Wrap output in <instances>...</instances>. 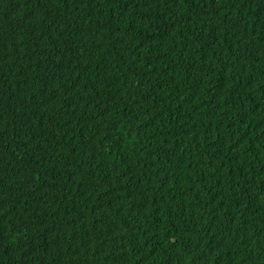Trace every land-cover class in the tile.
<instances>
[{"label":"trees","instance_id":"16d2710c","mask_svg":"<svg viewBox=\"0 0 264 264\" xmlns=\"http://www.w3.org/2000/svg\"><path fill=\"white\" fill-rule=\"evenodd\" d=\"M0 264H264V0H0Z\"/></svg>","mask_w":264,"mask_h":264}]
</instances>
